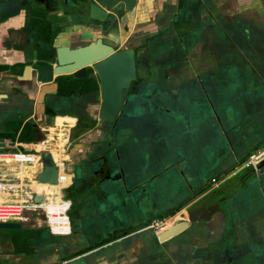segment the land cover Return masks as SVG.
Instances as JSON below:
<instances>
[{"label": "flooded vegetation", "instance_id": "1", "mask_svg": "<svg viewBox=\"0 0 264 264\" xmlns=\"http://www.w3.org/2000/svg\"><path fill=\"white\" fill-rule=\"evenodd\" d=\"M110 1L116 2L113 8L99 0H0V17L9 18V22L10 19H21L19 26H9V47L24 51L25 56L21 70L16 74L12 85L15 92L13 95L21 93L18 89L20 77H25L40 65L52 66L58 63V47L69 46L77 49L100 39L103 44L112 46L114 52L134 49L136 76L131 80L129 87L122 90L123 104L115 122L99 119L104 90L102 78L93 63L85 66L82 77L73 74L60 75L56 77L54 84L46 85L44 91L39 87L34 89L36 91L33 94L21 93L29 106L23 113L29 116L23 127L30 123L43 133L42 130H46L44 128L56 125L59 116L74 119L69 124L65 145L68 154L66 167L74 174L73 184L69 188L76 187L75 192L79 195L82 206L98 202V199L111 191H119L121 187L128 191L133 186L129 180L133 171L144 176L141 188L146 186L149 188L148 192H151L149 196L146 195L155 207L151 219L138 224L134 223L137 221L124 222V226L128 227L117 230L111 239L77 248L76 253L83 251L81 254L93 250L102 251L111 243H123V240L136 238L145 230H156L150 227L155 220L166 222L163 228L156 230L161 231L167 224L183 218L178 215L187 214L191 206L213 191L205 192L203 186L198 188L188 185L191 192L185 197L175 199L170 192L161 194L158 190L156 181L171 172V94L181 93L185 83L190 91L189 84L193 82L190 77L194 76L195 82L199 84V93L208 99L212 111L211 116L204 115L200 120V127L206 128L203 126L209 125V121L213 119L217 124L220 111L212 100L215 89L211 90L210 87L217 82L213 79H219L215 74L216 70H219L218 67L223 64L231 65L237 59L232 50L231 39H235L240 48L245 49L252 62L261 59L262 53L256 48L257 45L253 48L255 38L252 35L250 40H247L229 28L227 38L223 37L219 31L221 25L217 24L212 16L204 18L199 14L200 6L205 7L203 3H192L191 9H187L185 0H179L181 2L176 5L175 0H165L164 3L136 0L133 9L126 10L122 2ZM93 2L96 9L101 8L106 12L105 18L90 16L89 9ZM175 16L179 21L174 20ZM187 18L191 21L186 23ZM250 49L257 50L258 55L249 51ZM10 69L12 68L9 67ZM228 71L229 74L231 70ZM202 75L207 77L204 76L201 80ZM188 93L192 98L198 94L197 91ZM238 95H230L232 108L224 110L236 108ZM161 113L166 117V124L158 121ZM178 115L182 116V121L188 128L192 126V114L188 110L180 111ZM230 117L233 118V115ZM49 120L52 123H49ZM230 121L232 125L235 119ZM23 122L24 119L21 121L12 118L9 127L22 125ZM206 132L207 129L202 130V136L205 137L204 146L208 142ZM230 147L228 145L226 148ZM230 169L231 166L226 170ZM228 186L229 183L225 188ZM221 189L223 191L224 188L220 187L214 191ZM224 193L226 191L221 192ZM70 201L72 207L73 202L71 199ZM251 224L252 222H246L244 226L238 225L240 230L231 228V232H222L226 236L230 233L228 239L238 238L240 242L247 243V249L250 250L248 255L233 251L235 264H239V261L246 257L255 261L262 258L259 256L261 249L257 240L264 237L260 234H250L248 226ZM261 225L262 223L258 222V229ZM74 229L75 227L73 233ZM220 233L219 231V240L226 237ZM242 233L244 235L241 236ZM149 247L155 249L157 246ZM167 249L171 251L170 244ZM168 257L166 255L164 258L166 264ZM261 260L260 264H264Z\"/></svg>", "mask_w": 264, "mask_h": 264}, {"label": "water", "instance_id": "2", "mask_svg": "<svg viewBox=\"0 0 264 264\" xmlns=\"http://www.w3.org/2000/svg\"><path fill=\"white\" fill-rule=\"evenodd\" d=\"M99 1L111 8H113L116 3L110 0ZM147 1L151 0H146V2ZM152 1L154 3L156 1L165 2V0ZM117 2H122L125 4V9L130 10L133 9L136 0H118ZM89 13L92 18H105L106 16V12L103 9L95 8L94 2L90 6ZM174 20L179 21V18L175 16ZM255 52H257V50H255ZM57 55V64L52 66L40 65L33 72H28L25 77H20L18 79V81H20L18 85L19 91L26 94L32 92L33 94L36 91L34 89L39 87L44 91V87L49 84H54L56 77L60 75L73 74L76 77H82L84 75L85 66L93 63L102 78V88L104 90L99 119L101 121L115 122L123 104L121 95L122 90L124 87H129L131 80L136 76L134 49L114 52L112 46L103 44L99 39L97 42H92L85 47L77 49H72L69 46L58 47ZM255 63H252V66L248 65V72L257 75L252 77L253 81L251 83L246 80V83L242 85L240 89L239 95L248 94L246 92L248 90L252 95L264 92V88L259 86V83L263 81L262 78L264 77V75H262L264 73V51L261 53V59L256 60ZM236 68L238 69V73L243 74L246 67H244V65H239ZM254 71L256 72L254 73ZM220 83H225L227 85L232 84L230 77L227 76L224 80L221 79ZM210 88H212V86ZM213 88L215 89V87ZM234 90L235 87L233 88V91ZM242 91L245 92L242 94ZM224 95L228 98L227 100H229L230 95L226 93ZM217 124H219L221 128L220 133L223 134L224 138L227 140L226 144L231 146L227 153L232 155L233 151H235L234 154H238V150L233 143V137L228 135L229 130L225 128V122L221 119ZM231 126L235 131L234 137L238 139V135L240 136L242 132V124ZM223 148L226 147L222 144V153L224 151ZM220 167L222 168L219 169ZM216 168H218V174L224 173L227 169L225 168V163H217ZM252 172L255 176L254 178L258 179L264 175V154L261 155L257 163L253 166ZM78 176L79 174L77 177ZM143 177L141 173L133 171L129 175V180L133 186L129 188L128 191H125L123 187H121L119 191H111L109 194L98 199V202L95 201L91 203V205L87 204L85 206L86 208L90 206H92V208L90 207L87 209L88 211H85V215L91 220L89 221L86 219L84 214L80 216L78 219L79 222L75 221L74 233L66 237L68 239H73L77 246L85 247L100 243L104 239H109L115 235L117 230L128 227L124 226V224H126L124 222L132 223L131 221H137L134 223L138 224L142 223V221L151 219L154 216L155 210L151 209L152 203L149 197H147L149 193H151L148 192L149 188L146 186L141 188V185L144 183ZM183 177L187 185L198 188L206 185V183L192 184L189 177L185 175H183L182 178ZM35 178L40 182L54 184L59 182V168L49 155L45 156L43 167L35 175ZM248 186L249 183L244 181L234 187H230V185L227 188L224 187L223 191L227 192L224 195L221 194V192H223L222 189L209 192L195 205L191 206L187 214H177L178 216L182 215L183 218H178L174 222H171L168 228L161 231L145 230L136 238L123 240V244H125L124 251L130 255V251L133 247L129 249V244L131 242H142L144 244L145 242L143 240H145V234H151L149 244L150 246L156 245L157 247L155 249L149 247L147 252H141L140 264H166L164 260L166 255L170 257L167 258L168 264H235L232 255L233 247L237 249L236 251L238 254L243 255L242 252L247 249V243L240 242V245L236 246V243L230 239L231 237L229 239L227 238L230 233H227V236L222 234V236L226 237L219 240L216 226H218L220 222L223 228H226V231L231 232L229 228L232 224L231 222L238 220L247 222L244 215L241 217L240 211L234 214L233 207H238L236 197L243 193L245 189L247 190ZM246 190L242 196L243 201H246ZM262 190L264 192V188H262ZM34 199L37 202L46 201V193L37 191ZM92 199L93 197L91 200ZM235 202L236 204H233ZM118 205L126 211L127 215L133 217L129 218V216H127L125 219H120L121 215L119 214L121 209L119 210ZM135 207H137L136 212L133 210ZM102 212L106 213L107 222H105V218H97ZM107 213L112 216L108 217ZM95 220L97 222H95ZM20 228L21 223L19 222L11 221L0 223V229ZM209 230L215 234H208ZM168 244L171 246V251L167 249Z\"/></svg>", "mask_w": 264, "mask_h": 264}, {"label": "crops", "instance_id": "3", "mask_svg": "<svg viewBox=\"0 0 264 264\" xmlns=\"http://www.w3.org/2000/svg\"><path fill=\"white\" fill-rule=\"evenodd\" d=\"M178 2L181 1L175 0V5ZM192 3L204 4V8L200 6L199 14H202L204 18L212 16L216 23L221 25L219 31L221 34H223V37L227 38L229 28H231V30H235L238 34H241L242 37L246 38L247 40H250L252 35L253 38H255V43H257L256 48H258V50L261 52L264 51V0H190L187 2L185 0V8L191 9L190 4ZM225 18L228 20H225ZM187 19L188 21H186V23L189 22V20L191 21V19ZM13 24L19 26L21 24L20 17L10 19V22L9 18L0 17V148L3 145V142L5 143L7 140H11L12 136H14L13 132L10 130L8 132L7 130L11 124L12 118H17L21 121L24 119L23 124L20 125V127L18 126L16 129L17 134L16 139H13V146L16 142H23L20 141L18 137L22 131L25 121L29 118V116H25L23 114L28 110L29 107H25L23 104V102L26 101L23 94L16 93V95H13L15 92L12 90V85L16 80L15 76L20 72L21 66L25 60L24 51L15 49L12 46L9 47V26H14ZM222 24L225 25L223 26ZM231 41L232 50H234V53L237 55V59L231 65L223 64L221 67H218L219 70L217 69L218 71L216 70L215 74L219 76V79L221 78L223 80L226 76L230 77L231 83L233 85L232 87L239 85L238 89H235V92L233 91V93L238 95L242 85L246 83V80L251 83L253 81L252 77H255L257 74L254 75L248 72L249 66H252V63L255 62H252L249 59L245 49L242 47L240 48V44L236 43L235 39H231ZM257 53L258 52H255L256 56L258 55ZM239 65H244V67H246L243 74L235 72L231 69L232 67L236 68ZM9 67L12 69L9 70ZM229 67L231 68L229 69ZM228 70H231L229 74ZM11 72H14L15 74H10ZM255 72L256 71H254V73ZM205 73L206 75L208 74L206 71ZM206 75H202L201 80ZM262 80L264 83V78H262ZM213 89L214 88L212 87L211 90ZM243 92L245 91H242L241 93L243 94ZM246 92L248 93L245 94L248 95L247 97H245V95L237 96L236 100H238V103L236 108L231 110L228 109L229 115H233V118H230L233 120L235 119L234 123H232L233 126L240 125L241 122L247 124L244 129L242 128V132H246L244 137H247L249 134L247 129L252 131V126H260L262 125L261 123L264 122V117H258L261 115V112L264 109L262 110V106L260 104H256L252 101V99H255L258 96L256 94L250 95L251 92H249V90ZM12 95L13 98L11 97ZM73 120L74 119L70 117L59 116L57 118L56 125L49 126V137L51 140L49 143L56 164L61 166L60 181H64V186L68 185L71 181V175H68L64 172V161L68 159V154L66 149L64 150V147L67 143L69 124ZM220 120L221 117L219 118V122ZM253 121H255V123H253ZM58 124H63V130L60 134H56L54 129L58 128ZM9 128H11V126ZM256 130L257 129L254 131ZM6 133H9V137H4L1 135ZM262 151H264V146L261 148L258 146L256 150L252 151L251 153H247L245 159L239 160V162L234 167H231L230 171L226 170L223 173L221 179L224 181L218 187L213 188L212 185L210 187L204 185L203 188L205 189V192H209L210 190H218L222 185H224L225 182L232 179L230 177H232L234 172L241 166V164H244L251 155ZM234 153L235 151H233V154ZM236 156H238V154H236ZM18 167H21L20 173L23 180L27 179L29 182L37 181L34 176L40 167L38 163L26 164L25 166ZM214 176L212 179L216 178ZM21 194L18 193V200L22 199ZM13 222H20L21 228H25L29 235L26 237L15 236L13 233L10 237L9 234H7L6 237L0 239V264H140V253L149 249L150 245L149 243L151 234H145V240H143L145 242L144 244L142 242H131L129 244V249L133 247L130 251V255L124 251L125 244L121 242L111 243L105 246L102 251L93 250L85 254H81L83 251L76 253L77 248L80 246H77L73 239H62L50 234L48 228L40 219ZM231 223L232 224L229 228L237 230L241 224L244 226V223L246 222H241L240 220V222L235 221ZM216 229L218 232H221V235L222 232L225 231L223 225L220 222L218 223V226H216ZM111 238L112 237L109 239ZM109 239H104V241ZM233 241L236 243V246L240 245V239L236 238ZM236 250L237 249H234L233 247V251L235 252ZM242 253L243 255H248L250 250L246 249Z\"/></svg>", "mask_w": 264, "mask_h": 264}, {"label": "rangeland", "instance_id": "4", "mask_svg": "<svg viewBox=\"0 0 264 264\" xmlns=\"http://www.w3.org/2000/svg\"><path fill=\"white\" fill-rule=\"evenodd\" d=\"M258 39V37H257ZM257 43L254 42L253 48ZM248 49V47L246 48ZM249 51H253L255 53L254 49H250ZM257 66V65H255ZM231 67H229L230 69ZM226 69V68H224ZM235 72H238V69L235 67L231 68ZM227 70V69H226ZM263 73V71H262ZM194 74V73H193ZM264 74V73H263ZM262 74V75H263ZM179 79H182V77L178 76ZM190 79L193 82H190V88L188 91V84L185 83L184 90L181 93H172L171 94V103L173 113V119L171 120V172L164 174L156 183L158 184V190L161 192V194L164 193H171L173 198L178 199L180 197H185L189 192H191L189 186L187 185L186 181H184L183 175L189 177L191 179L192 184H201L206 183L209 185H212V177H216L217 179H221L223 176V173L218 174V168H216L217 163H225V168H228L229 166L234 167L239 160L246 158V153H251L252 151L256 150V148L259 146L260 148L264 146V122L261 123L260 126H252L251 130L247 129L249 132L247 137H244L246 132H241L240 136L238 135V139L234 137L235 131L232 129L231 121H230V115L229 110L224 108H232V102H229L227 100L228 98L225 97V93L229 95H233V85L232 84H223L220 83V79H213V81H217L216 83L212 84V87H215L214 90V96H213V102L216 106V108L220 111V117L225 122V128L226 130H229L230 137H233L234 146L238 150V156L235 154L227 153L229 150L228 148H225V150L221 151V145L228 147L226 144L227 140L224 138V135L220 133V126L219 124H216V122L213 120L209 121V125H204L201 128L200 123H202L200 120L206 116H211L212 111L210 107V103L207 98H205L202 94L199 93L198 90V82H195L196 80L193 77H190ZM184 80V79H182ZM183 82V81H182ZM184 83V82H183ZM237 85L235 89H238ZM259 86H262L264 88V83H259ZM221 89V90H220ZM197 91L198 94H196L195 97H189V93H194ZM230 92V93H227ZM264 93V92H263ZM256 94L258 97L255 99H252V101L256 104H260L262 106V110L264 109V94ZM250 95H252L250 93ZM25 107H27L28 103H23ZM30 105V104H29ZM222 109V110H220ZM189 111L192 114V126L188 128L186 124L182 121V116H179L180 111ZM264 111V110H263ZM261 112V115L258 117L263 118L264 112ZM25 113V112H24ZM39 116L40 109H38ZM201 113H203V116H201ZM262 116V117H261ZM229 118V119H228ZM166 117L161 113L158 116V121L161 123H165ZM52 123V121L49 120V123ZM248 123V122H247ZM255 123V121H253ZM242 128L244 129L247 125L246 123H242ZM19 124H15L14 126H11L10 131L15 133L17 127ZM48 128V127H47ZM207 129V138L208 142L206 146H204L205 137L202 136V130ZM257 129L256 131H254ZM9 132V127L7 128ZM229 137V138H230ZM186 138V140H185ZM14 136H12L11 140H7L5 143L3 142V145L1 146L0 150H14L13 148V141ZM46 147H48L50 150L51 146L50 143L46 142ZM170 145V144H169ZM168 147V146H167ZM46 149V148H45ZM66 148L64 147V150ZM47 150V149H46ZM239 158V159H238ZM238 159V160H237ZM241 163V162H240ZM222 165V164H221ZM227 166V167H226ZM220 167L219 169H221ZM253 167H246L244 164H241L240 169L232 175V179L229 183L230 187H234L235 185H239L240 183H243L244 181L246 183H249L247 191V195L245 200L243 201L242 196L243 193L239 194L236 197V201L238 202V207H233L234 214L236 212L240 211L241 217L244 215L247 219V222H252L251 225L248 226V231L250 234L253 235H262L264 236V192L262 188H264V175H262L261 178H254L253 175ZM261 181V182H260ZM161 182V183H160ZM227 183V184H228ZM226 184V185H227ZM262 186V187H261ZM225 185H222L221 188H224ZM229 187V189H230ZM76 187L73 188H67L62 191L64 194V197L67 199H71L73 202V206L70 208L68 215L71 219L72 225L74 227L75 221L79 222V217L84 214V217L91 220L89 217L85 215V211L89 208L85 207L86 205L82 206L81 199L79 198V195L75 192ZM122 203V202H121ZM233 204H236L233 203ZM119 206V205H118ZM159 206V204H158ZM120 210V219H125L127 216L133 217L131 215H127L126 211L122 209L120 206L118 207ZM137 207L133 208L135 212ZM151 209H155L153 205H151ZM127 210V209H126ZM88 211V210H87ZM108 217L112 216L108 214ZM260 217V218H259ZM97 218H105V222H107V216L106 213H101L98 215ZM95 222H97L95 220ZM240 222V220H238ZM258 222H261V228L258 229ZM171 225V224H170ZM212 230V229H211ZM263 231V232H262ZM15 234V236H27L29 235L28 231L25 228L21 229H0V239L6 237L7 234H9V237L11 234ZM208 234L214 235L215 233L211 232L209 230ZM244 235V233L241 234V236ZM58 238H65L66 236H57ZM67 238V237H66ZM258 244L260 245L261 253L259 256H261V261H264L263 253H264V239L260 237V239L257 240ZM263 251V252H262ZM259 260H253L251 258L247 257L243 260L239 261V264H260Z\"/></svg>", "mask_w": 264, "mask_h": 264}, {"label": "built area", "instance_id": "5", "mask_svg": "<svg viewBox=\"0 0 264 264\" xmlns=\"http://www.w3.org/2000/svg\"><path fill=\"white\" fill-rule=\"evenodd\" d=\"M44 129L46 130H42L44 133L43 139L32 143L16 142L13 146L14 150L0 151V223L11 221L23 222L30 219H40L52 235L69 236L73 233V225L68 215L71 208V201L70 199L65 198L63 193L62 197L58 200L51 201L46 195V201L37 202L35 201L34 196L38 190L33 187L28 188L26 185L25 188L30 190L29 198L22 201L17 199L18 193H22L21 187L17 184L20 178L16 174L17 171H14L15 169L18 170V166H15L17 165V161H30L36 159L40 167L35 175L43 167L45 156L49 155L55 162L52 150L46 147V142L51 141L49 137V127ZM262 154H264V151L251 155L244 163V166H254ZM7 156L11 157L12 163L10 165L7 159H5ZM66 162L67 161L65 160L64 172L71 175V181L68 185L62 188V191L73 184L74 177V174L67 169ZM56 166L59 168L60 175L61 166L57 164ZM240 167L234 172V174L240 169ZM223 181L224 180L222 179L213 178V188L218 187ZM6 192L12 194L5 196ZM165 223L166 222L155 220L150 227L158 230L163 228Z\"/></svg>", "mask_w": 264, "mask_h": 264}, {"label": "bare ground", "instance_id": "6", "mask_svg": "<svg viewBox=\"0 0 264 264\" xmlns=\"http://www.w3.org/2000/svg\"><path fill=\"white\" fill-rule=\"evenodd\" d=\"M63 130V124H58V130L55 128L56 134H60ZM60 131V132H59ZM5 159H7V161L9 162V165L12 163L11 161V157L7 156ZM32 163H37L36 159L34 160H30V161H17V165L15 166H25L26 164H32ZM14 166V165H12ZM4 167V166H3ZM17 171V175L19 176V180L18 183L19 186L21 187L22 190V199H20L19 201L22 200H27L29 198V194H30V190L26 189L25 186L27 185L28 188L29 187H33L36 188L38 191H43L46 193V195L49 197V200L53 201V200H58L62 197V188L64 187V181H60V175H59V182L57 184L54 183H49V182H39V181H32L29 182L27 179L23 180L21 178V167H18V170H14ZM12 193L6 192V195H11ZM170 226V224L166 225V228H168Z\"/></svg>", "mask_w": 264, "mask_h": 264}, {"label": "trees", "instance_id": "7", "mask_svg": "<svg viewBox=\"0 0 264 264\" xmlns=\"http://www.w3.org/2000/svg\"><path fill=\"white\" fill-rule=\"evenodd\" d=\"M20 127V124H19ZM17 130L14 133V140L16 139ZM4 137H9V133L1 134ZM44 138L43 133L39 130V128L34 127L32 124L28 123L26 126L22 128L18 139L23 142H32L38 141ZM253 167V166H252Z\"/></svg>", "mask_w": 264, "mask_h": 264}]
</instances>
